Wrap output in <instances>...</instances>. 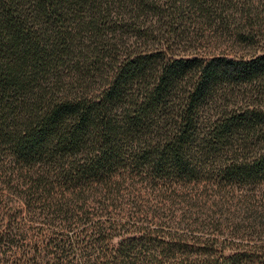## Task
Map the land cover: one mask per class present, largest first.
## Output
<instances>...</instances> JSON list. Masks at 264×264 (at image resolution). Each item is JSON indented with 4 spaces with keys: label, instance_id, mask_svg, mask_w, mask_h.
Segmentation results:
<instances>
[{
    "label": "trees",
    "instance_id": "16d2710c",
    "mask_svg": "<svg viewBox=\"0 0 264 264\" xmlns=\"http://www.w3.org/2000/svg\"><path fill=\"white\" fill-rule=\"evenodd\" d=\"M263 88L264 0H0V264H264Z\"/></svg>",
    "mask_w": 264,
    "mask_h": 264
},
{
    "label": "rangeland",
    "instance_id": "374dc122",
    "mask_svg": "<svg viewBox=\"0 0 264 264\" xmlns=\"http://www.w3.org/2000/svg\"><path fill=\"white\" fill-rule=\"evenodd\" d=\"M261 92H262V95H264V88L261 90ZM263 104H264V102H263ZM261 109H262V108H261ZM249 188H250V187H249ZM261 188H262V190L264 191V185H262Z\"/></svg>",
    "mask_w": 264,
    "mask_h": 264
}]
</instances>
